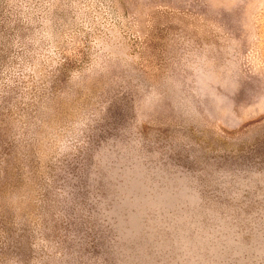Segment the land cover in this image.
Instances as JSON below:
<instances>
[{
    "label": "rangeland",
    "instance_id": "rangeland-1",
    "mask_svg": "<svg viewBox=\"0 0 264 264\" xmlns=\"http://www.w3.org/2000/svg\"><path fill=\"white\" fill-rule=\"evenodd\" d=\"M0 264H264V0H0Z\"/></svg>",
    "mask_w": 264,
    "mask_h": 264
}]
</instances>
